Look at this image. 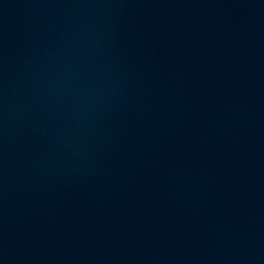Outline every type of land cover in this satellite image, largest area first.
Wrapping results in <instances>:
<instances>
[{
    "label": "water",
    "instance_id": "water-1",
    "mask_svg": "<svg viewBox=\"0 0 264 264\" xmlns=\"http://www.w3.org/2000/svg\"><path fill=\"white\" fill-rule=\"evenodd\" d=\"M0 264H264V0H0Z\"/></svg>",
    "mask_w": 264,
    "mask_h": 264
}]
</instances>
